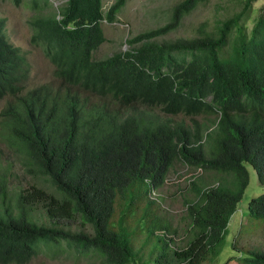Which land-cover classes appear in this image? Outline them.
<instances>
[{
  "label": "trees",
  "instance_id": "16d2710c",
  "mask_svg": "<svg viewBox=\"0 0 264 264\" xmlns=\"http://www.w3.org/2000/svg\"><path fill=\"white\" fill-rule=\"evenodd\" d=\"M128 1L106 10L104 0H66L51 11L50 0H30L31 42L55 67L33 89L0 18V98L13 96L0 113V264L66 249L103 264L215 263L250 168L262 193L247 202V231L264 225V14L248 26L260 0H240L212 31L160 43L209 2L182 0L128 51L95 60L103 23H117ZM178 164L196 172L183 244L153 212ZM229 247V264H264V250Z\"/></svg>",
  "mask_w": 264,
  "mask_h": 264
},
{
  "label": "rangeland",
  "instance_id": "374dc122",
  "mask_svg": "<svg viewBox=\"0 0 264 264\" xmlns=\"http://www.w3.org/2000/svg\"><path fill=\"white\" fill-rule=\"evenodd\" d=\"M66 0H50L52 9L60 7ZM116 0H104V8L107 10ZM182 0H129L122 12L118 15V22L115 24L103 23V29L107 42L104 43L94 54L95 60H102L111 57L118 52H126L129 46L127 40L148 30L156 29L168 22L171 8ZM240 0H209L208 3L200 5L195 11L187 16L182 25L170 35L159 39V42L176 41L179 38H192L197 36L199 30L205 27L212 31L218 21L224 20L234 11V4ZM254 12L248 26H253V20L264 14V0L253 5ZM48 10V11H50ZM34 15L30 0H24L20 6H16L11 0H0V18L7 20L6 34L9 41L21 50L31 64V87L42 84L49 80L52 75L53 64L45 57L42 47L32 44L33 29L29 25L30 18ZM0 101V110L2 109ZM8 154V155H7ZM3 157L12 159L14 155L4 150ZM17 175L22 181L21 173L17 165ZM251 181L246 189L243 201L239 204L237 213L232 218L229 229L227 246L221 256L214 264H229V255H235L236 251L230 248V243H235L243 252L249 250H264V225L247 231L249 226L246 206L248 200L258 197L262 193V186L259 183L255 171L250 168ZM196 174L182 164H178L169 174L164 187L156 191L153 197L158 198V204L153 207L165 222L177 229L179 237L178 244H183L185 235L190 223L187 217L185 200L192 197L189 188V180ZM206 181L211 182L207 175L202 176ZM214 180H212L213 182ZM139 240L137 247L142 244ZM231 241V242H230ZM232 247V246H231ZM43 248V247H42ZM66 249V247H64ZM151 245L144 249L143 258L147 260ZM235 252V254H234ZM227 260V261H226ZM208 263V262H207ZM206 263V264H207ZM212 263V264H213ZM29 264H103L100 258L94 256H79L73 251L63 252L59 255L39 256Z\"/></svg>",
  "mask_w": 264,
  "mask_h": 264
},
{
  "label": "clouds",
  "instance_id": "9594fccd",
  "mask_svg": "<svg viewBox=\"0 0 264 264\" xmlns=\"http://www.w3.org/2000/svg\"><path fill=\"white\" fill-rule=\"evenodd\" d=\"M27 68L29 69L28 76L26 77L27 78L26 85H27L28 89H33L36 86L42 85L43 83L32 86V87L30 86L31 85V64L30 63H29V66L27 65ZM12 97L13 96H11V95H6V96L0 98V101L2 102V106H3L2 109L0 110V113L3 111V109L6 107L7 103L9 102V100L12 99Z\"/></svg>",
  "mask_w": 264,
  "mask_h": 264
}]
</instances>
